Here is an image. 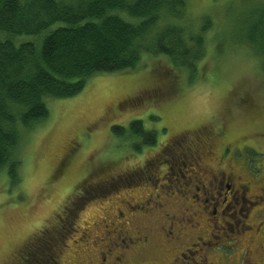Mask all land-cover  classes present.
I'll use <instances>...</instances> for the list:
<instances>
[{"label":"rangeland","instance_id":"1","mask_svg":"<svg viewBox=\"0 0 264 264\" xmlns=\"http://www.w3.org/2000/svg\"><path fill=\"white\" fill-rule=\"evenodd\" d=\"M248 1L257 0H187L190 23L197 25L205 17L214 21L200 71L192 78L171 70L166 57L145 56L134 71L100 74L76 97L47 100L49 118L23 130L20 183H12L9 168L0 174V264H23L27 247L38 241L49 242L48 264H103L109 248L114 257L126 253V264H237L241 259V264H264L258 254H251L252 263L248 253L240 258L246 246H257L251 241H259L255 230L264 212L262 218L253 216V208L263 209L264 200L253 199L249 218L237 206L223 219H212L218 228H210L207 216L197 213L190 199L162 193L168 187L164 169L177 157L171 152L175 146L192 150L183 155L190 159L199 145L212 151L202 163L211 168L217 167L226 144L241 150L245 146L246 151L225 160L227 168L248 172L240 163L246 162L251 175L260 178L264 69L241 44H229L223 52L219 47L226 45L222 37L230 17L243 16L252 6ZM134 121L154 131L156 143L130 136ZM115 126L125 132L116 135ZM169 179L175 188L181 184L178 176ZM251 184L259 195L261 185ZM138 208L142 211L133 212ZM71 214L76 220L70 226L64 220ZM172 221L174 235L167 231ZM242 223L250 229L236 241L234 236L225 239L229 225L225 230L221 226L241 230ZM138 236L152 241L147 249L133 253L134 248H123L125 240L130 244ZM198 238L206 244L194 247ZM224 243L231 247H223L218 257L215 247Z\"/></svg>","mask_w":264,"mask_h":264},{"label":"trees","instance_id":"2","mask_svg":"<svg viewBox=\"0 0 264 264\" xmlns=\"http://www.w3.org/2000/svg\"><path fill=\"white\" fill-rule=\"evenodd\" d=\"M187 3L0 0V174L9 168L12 183H20L23 130L49 118L47 100L80 95L94 76L134 71L145 56L166 57L171 70L187 72L190 78L200 71L214 21L205 17L197 25L190 23ZM245 4L252 6L243 16L230 17L222 37L225 49L219 46L220 52L229 44H241L264 69V0ZM113 131L119 135L125 128L115 126ZM128 133L144 138L146 144L156 143L155 132L143 129L140 121H134ZM74 215H68L65 224L71 226ZM44 242L27 247L23 264L49 263V242Z\"/></svg>","mask_w":264,"mask_h":264},{"label":"flooded vegetation","instance_id":"3","mask_svg":"<svg viewBox=\"0 0 264 264\" xmlns=\"http://www.w3.org/2000/svg\"><path fill=\"white\" fill-rule=\"evenodd\" d=\"M204 142V141H203ZM175 146V145H174ZM202 145H199V149L195 151L194 154H192V159L186 157L183 158V155L189 154L191 151L184 152L180 149H177V157L174 156L171 157V160H169V167L164 169L163 176H166L167 184L165 183L166 189L164 190L165 195H171L169 197H173L182 194L181 197H184L186 200H191L194 207L198 208L197 213L200 215L205 214L207 216V220L209 222L210 228H218L217 224L210 223L212 219H217V216H220L221 219L224 218L226 212H229L233 209H235L237 206H242L243 211H246V213H249V210L256 204L253 203V199H261V201L264 200V168L262 169L261 175L259 179H255L249 170L248 165L246 162H240L242 166H245L248 170V172L242 171L240 167L238 170H235L232 166L230 168H227V162L225 160L229 159V156L227 157L226 150L233 151V157L236 155L237 151L242 152L246 151V147L243 146V150L240 149V146H235L231 144H226L223 149V154L218 159L217 167L211 168L207 166L204 162V166L202 165L204 158L207 156L212 155V151H207L206 149L201 148ZM176 148V146H175ZM175 148H171L172 155H175ZM201 148V149H200ZM252 148V146H251ZM184 159L181 161H177V158ZM225 167V168H224ZM175 168V169H174ZM243 169V168H242ZM178 176V181H181V184L177 183L178 187L175 188V183L173 179H169L170 177ZM251 177V179H249ZM259 184L261 185L260 188H258V191H261L259 195H254L252 184ZM164 187V184L162 186V189ZM192 206V205H191ZM134 210V209H133ZM144 210H147L144 208ZM254 215L256 217H261L264 212L263 209H258L255 211ZM142 209L138 208L137 210H134L133 212H141ZM245 218H249L250 213L246 214ZM244 215V214H243ZM118 216L122 217V214L118 213ZM123 218V217H122ZM184 220V219H183ZM185 224H183L184 226ZM229 225V228L227 229V234L225 239H229V237H236L235 241L238 240L243 232L245 230H249L250 227L247 224H243L244 228L240 230L239 227L236 229H232V224H224L222 229H226ZM171 228L170 230H167L170 235H174V229H175V223L172 221L170 224ZM194 226V225H193ZM192 226V227H193ZM264 220L259 222V224L256 227L255 234L257 239H259L258 242L256 240H252L251 244H257L255 248H252L251 246H246L245 251L240 254V258L245 259V254L248 253L247 257L248 260L251 262V254H258L260 258L264 259ZM169 236V235H168ZM244 236V235H243ZM242 236V237H243ZM221 238V237H220ZM219 239V238H218ZM152 241H150L149 237L147 236H138L135 239L130 240V244L127 243V241H124L123 248H134L132 250L133 253H136V251L139 252L142 250H145L148 248ZM234 242V241H233ZM199 244H206L205 241L202 238H198V243L195 244L194 247H200ZM218 244V243H217ZM134 245V247H133ZM116 247H118L115 244ZM223 247H231L227 244L218 245L215 247V254L218 257H222L220 255L221 250H226ZM113 252L111 248L108 249L107 255L109 257L112 256L111 260H108V257L103 258V264H121L122 261H125V254L122 253L120 257H114V255H111L110 253ZM223 252V251H222ZM109 253V254H108ZM224 253V252H223ZM233 256V255H232ZM231 256L223 257L224 259H229ZM193 259V258H192ZM237 262V261H236ZM242 259L237 264H241ZM252 263V262H251ZM126 264V262L122 263ZM208 264V263H207ZM215 264V263H213ZM253 264V263H252Z\"/></svg>","mask_w":264,"mask_h":264},{"label":"bare ground","instance_id":"4","mask_svg":"<svg viewBox=\"0 0 264 264\" xmlns=\"http://www.w3.org/2000/svg\"><path fill=\"white\" fill-rule=\"evenodd\" d=\"M32 44V43H31Z\"/></svg>","mask_w":264,"mask_h":264}]
</instances>
